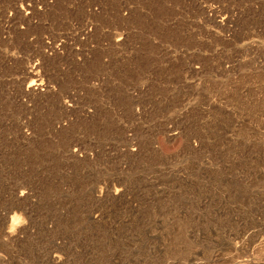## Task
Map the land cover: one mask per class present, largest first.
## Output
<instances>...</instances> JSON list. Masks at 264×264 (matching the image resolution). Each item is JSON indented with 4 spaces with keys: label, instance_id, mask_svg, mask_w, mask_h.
Here are the masks:
<instances>
[{
    "label": "rangeland",
    "instance_id": "1",
    "mask_svg": "<svg viewBox=\"0 0 264 264\" xmlns=\"http://www.w3.org/2000/svg\"><path fill=\"white\" fill-rule=\"evenodd\" d=\"M57 263L264 264V0H0V264Z\"/></svg>",
    "mask_w": 264,
    "mask_h": 264
},
{
    "label": "bare ground",
    "instance_id": "2",
    "mask_svg": "<svg viewBox=\"0 0 264 264\" xmlns=\"http://www.w3.org/2000/svg\"><path fill=\"white\" fill-rule=\"evenodd\" d=\"M215 1H218V0H215ZM33 9V8H32ZM210 12V11H209ZM34 13V11L32 12ZM44 14V13H43ZM25 16V15H24ZM28 16V15H26ZM31 17V16H30ZM7 20V19H6ZM84 39V38H83ZM45 51V50H44ZM36 65V64H35ZM39 68V67H38ZM36 70V68H35ZM28 72V71H27ZM32 72V71H31ZM36 72V71H35ZM39 73V72H38ZM29 75V74H28ZM38 76V75H37ZM38 78V77H37ZM36 85V84H35ZM34 86V85H33ZM36 87V86H35ZM47 87V86H46ZM37 88V87H36ZM40 88V87H39ZM41 89V88H40ZM28 91V90H27ZM40 91V90H39ZM36 94V93H35ZM33 98V97H32ZM69 110V109H68ZM57 129V128H56ZM77 153V152H76ZM118 193V191H115V195ZM22 197V196H21ZM19 198V197H18ZM22 217V215H21ZM16 220V219H15ZM20 229H21V223L19 221H12V223L6 227V229L4 230L3 232V239H5V241H10V240H13L14 238H16L20 232ZM24 230V229H23ZM22 232V230H21ZM7 243V242H6ZM53 258V257H52ZM54 260L56 262H58L60 260L59 257H56L54 258ZM58 264V263H57Z\"/></svg>",
    "mask_w": 264,
    "mask_h": 264
}]
</instances>
